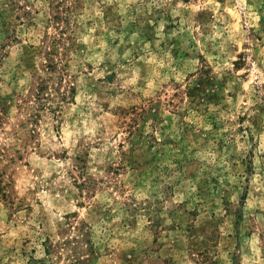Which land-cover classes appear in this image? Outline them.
Segmentation results:
<instances>
[{"label": "rangeland", "instance_id": "1", "mask_svg": "<svg viewBox=\"0 0 264 264\" xmlns=\"http://www.w3.org/2000/svg\"><path fill=\"white\" fill-rule=\"evenodd\" d=\"M0 264H264V0H0Z\"/></svg>", "mask_w": 264, "mask_h": 264}]
</instances>
